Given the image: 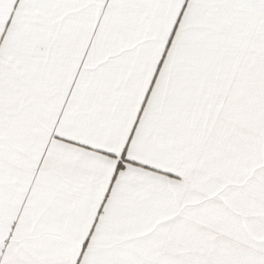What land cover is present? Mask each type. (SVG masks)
<instances>
[{"label": "snow or ice", "instance_id": "6c2138e0", "mask_svg": "<svg viewBox=\"0 0 264 264\" xmlns=\"http://www.w3.org/2000/svg\"><path fill=\"white\" fill-rule=\"evenodd\" d=\"M0 264H264V0H0Z\"/></svg>", "mask_w": 264, "mask_h": 264}]
</instances>
